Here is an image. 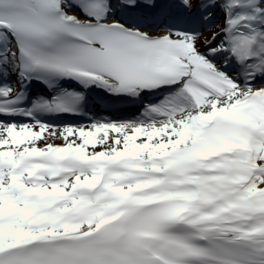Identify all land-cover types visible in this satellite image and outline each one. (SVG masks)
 Returning <instances> with one entry per match:
<instances>
[{"label": "snow or ice", "instance_id": "obj_1", "mask_svg": "<svg viewBox=\"0 0 264 264\" xmlns=\"http://www.w3.org/2000/svg\"><path fill=\"white\" fill-rule=\"evenodd\" d=\"M0 264H264V0H0Z\"/></svg>", "mask_w": 264, "mask_h": 264}]
</instances>
